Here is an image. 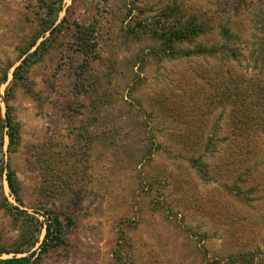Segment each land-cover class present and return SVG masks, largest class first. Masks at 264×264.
Listing matches in <instances>:
<instances>
[{
  "label": "rangeland",
  "instance_id": "obj_1",
  "mask_svg": "<svg viewBox=\"0 0 264 264\" xmlns=\"http://www.w3.org/2000/svg\"><path fill=\"white\" fill-rule=\"evenodd\" d=\"M184 27L196 34L170 47L155 36ZM7 105L19 140L0 130V247L54 211L65 243L40 254L42 229L17 257L264 264V0H0Z\"/></svg>",
  "mask_w": 264,
  "mask_h": 264
},
{
  "label": "trees",
  "instance_id": "obj_2",
  "mask_svg": "<svg viewBox=\"0 0 264 264\" xmlns=\"http://www.w3.org/2000/svg\"><path fill=\"white\" fill-rule=\"evenodd\" d=\"M59 2L61 4L63 0H59ZM60 10H61V6L59 7V11ZM61 26H62L61 23L56 25V20H53L49 22V25L47 27H45L43 34L50 32L51 35H54L56 31H59ZM173 29L174 28H171V32H168L167 34H159L155 32V36H159L160 40H162L164 44L170 47V44L173 41L187 40L189 38L190 33L193 35L196 34V31L192 32L191 31L192 29H190L189 27H184L183 32L180 33L178 31L174 33ZM80 40L82 44H84L82 45V50H80V53L86 55V50L88 49V45H86L83 38H81ZM36 41L31 44L30 49L36 46ZM48 41L49 39H45L32 53H28L30 50L29 49L22 54L25 57L22 61V64L19 65L13 72V81H12L13 83L22 80L23 72H26L29 66H31L34 63V58L37 56L39 49H41V47H43ZM259 72H261L260 69L258 73ZM7 81H8V75L6 73L1 82L6 83ZM5 129L7 130L5 131V134L9 139V147L11 148L17 144L19 140V134L16 125L13 123L8 105H7V111L5 113V117L3 116L0 107V130L4 131ZM3 171L4 169L2 168L0 173L2 174ZM7 183L11 192L14 195L17 194L16 179L14 177V173L11 170H9L7 173ZM5 202L7 205L9 204L8 201ZM14 209L19 213H22V211H19L17 208ZM44 217H45L44 223L40 224L37 219H34V217H31L30 215L25 216V218L29 222L28 226H32L33 222L35 221V228H37L33 232L35 237L33 239H25V237H23L21 243L19 244V245L22 244V246H18V244H16L17 246L13 245V247L8 250L4 249L3 247H0V264H30L31 259L36 254V251L30 253L27 256L17 257V255L29 252L39 242V236L41 235L42 229H44V237L39 246L40 254L48 253L65 243L64 224L60 216L54 211H45ZM10 253H13L15 255L10 259H1L2 254H10ZM121 261L122 260L120 257V259L118 260L119 262L118 264H123Z\"/></svg>",
  "mask_w": 264,
  "mask_h": 264
}]
</instances>
